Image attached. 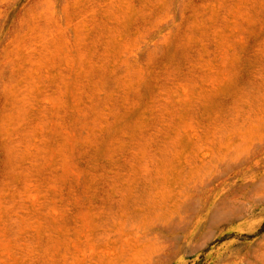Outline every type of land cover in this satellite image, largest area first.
<instances>
[{
    "label": "rangeland",
    "instance_id": "374dc122",
    "mask_svg": "<svg viewBox=\"0 0 264 264\" xmlns=\"http://www.w3.org/2000/svg\"><path fill=\"white\" fill-rule=\"evenodd\" d=\"M0 264H264V0H0Z\"/></svg>",
    "mask_w": 264,
    "mask_h": 264
}]
</instances>
